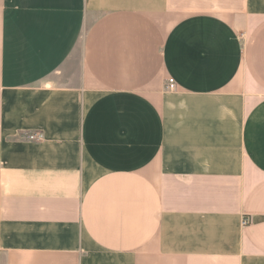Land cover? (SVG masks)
<instances>
[{
	"label": "crops",
	"instance_id": "obj_1",
	"mask_svg": "<svg viewBox=\"0 0 264 264\" xmlns=\"http://www.w3.org/2000/svg\"><path fill=\"white\" fill-rule=\"evenodd\" d=\"M0 264H264V12L0 0Z\"/></svg>",
	"mask_w": 264,
	"mask_h": 264
},
{
	"label": "rangeland",
	"instance_id": "obj_2",
	"mask_svg": "<svg viewBox=\"0 0 264 264\" xmlns=\"http://www.w3.org/2000/svg\"><path fill=\"white\" fill-rule=\"evenodd\" d=\"M251 6L255 10H258V11H261V12L263 11L264 12V0H251ZM250 32H251L250 29H244V31L241 33L242 34V40H243L244 45H245V43H246V41H247V39L249 37Z\"/></svg>",
	"mask_w": 264,
	"mask_h": 264
},
{
	"label": "built area",
	"instance_id": "obj_3",
	"mask_svg": "<svg viewBox=\"0 0 264 264\" xmlns=\"http://www.w3.org/2000/svg\"><path fill=\"white\" fill-rule=\"evenodd\" d=\"M175 88H176V86H175V81H174V79H169V81H168V89H170V90H175ZM28 138H29V140H31V141H42V140H44V135H43V133H33V134H29L28 135Z\"/></svg>",
	"mask_w": 264,
	"mask_h": 264
}]
</instances>
